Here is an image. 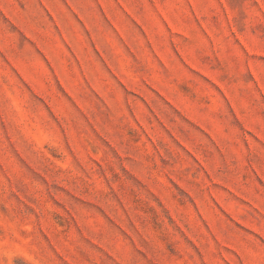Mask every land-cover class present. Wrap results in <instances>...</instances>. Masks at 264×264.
Wrapping results in <instances>:
<instances>
[{"label":"rangeland","instance_id":"374dc122","mask_svg":"<svg viewBox=\"0 0 264 264\" xmlns=\"http://www.w3.org/2000/svg\"><path fill=\"white\" fill-rule=\"evenodd\" d=\"M0 264H264V0H0Z\"/></svg>","mask_w":264,"mask_h":264}]
</instances>
